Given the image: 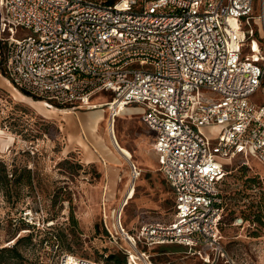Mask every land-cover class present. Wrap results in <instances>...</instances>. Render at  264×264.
I'll return each mask as SVG.
<instances>
[{
  "label": "built area",
  "instance_id": "2783aa9c",
  "mask_svg": "<svg viewBox=\"0 0 264 264\" xmlns=\"http://www.w3.org/2000/svg\"><path fill=\"white\" fill-rule=\"evenodd\" d=\"M254 19L264 41V0H0L3 72L14 88L50 108L104 107L113 141L119 113L139 106L155 135L172 217L129 235L120 224L122 198L115 226L128 240L126 264H151L137 246L199 248L206 264L225 257L222 163L250 156L264 166V102H251L264 52L260 63L243 55ZM18 29L30 33L16 38ZM200 91L210 95L201 99ZM98 95L106 102L92 103ZM204 127L221 128L215 143ZM129 167L135 182L139 171ZM60 264L100 263L63 255Z\"/></svg>",
  "mask_w": 264,
  "mask_h": 264
},
{
  "label": "rangeland",
  "instance_id": "374dc122",
  "mask_svg": "<svg viewBox=\"0 0 264 264\" xmlns=\"http://www.w3.org/2000/svg\"><path fill=\"white\" fill-rule=\"evenodd\" d=\"M257 23L254 19V36L243 55L260 63L264 41ZM28 33L18 29L16 38ZM7 36L4 31L0 39V161L7 171V184L0 189V264H60L63 255L100 264L126 262L128 242L115 226V211L127 185L135 187L128 191L122 209L120 224L125 233L136 236L146 222L166 223L173 212L172 191L157 171L151 136L139 116L142 109H124L114 125L118 144L133 156L138 179L130 181L129 164L119 158L123 165L115 164L118 176L111 184L103 161L85 164V151L76 141L88 143L86 134L75 127L72 114L86 117L92 111L69 109L71 115H62L53 109H63L50 108L8 84L2 60ZM199 95L203 99L210 94L200 91ZM105 98L98 95L92 103H104ZM251 102H264V78ZM102 109L98 134L113 151L105 133L106 109L96 110ZM220 130L204 127L201 133L215 143ZM139 138L144 140L142 155L136 143ZM222 164L228 166L220 182L225 212L220 242L225 257L213 264H264V166L250 156L246 161ZM240 220L242 224L236 225ZM137 249L149 256L151 264H206L199 248L174 244ZM109 256H114L111 262L106 261Z\"/></svg>",
  "mask_w": 264,
  "mask_h": 264
},
{
  "label": "crops",
  "instance_id": "0c3cea01",
  "mask_svg": "<svg viewBox=\"0 0 264 264\" xmlns=\"http://www.w3.org/2000/svg\"><path fill=\"white\" fill-rule=\"evenodd\" d=\"M6 79V78H5ZM6 81L8 82V84H10V82L6 79ZM11 85V84H10ZM136 108H141V107H139V106H129V107H127V108H125V109H128V111L130 110V109H136ZM142 109V108H141ZM54 111H57V113H61L62 115H71L72 114V112L70 111V110H65V109H63V110H58V109H56V108H54L53 109ZM98 112V110H94V111H92V112H90L86 117H82L81 115H78L77 113H73L72 114V120H73V122H74V124H75V127L78 129V130H81L82 132H84L85 134H86V136H87V141H88V143H86V146H85V144H84V142H82V140H80V139H78V138H76V141H77V143L78 144H80L81 146H82V148L84 149V151H85V153H84V162H85V164H100L102 161H103V163H104V168H105V173L107 174V176H109V178H110V180L112 181V182H110L111 184H113L114 183V179H116V176H118V169H117V167L115 166V164H117L116 162H114L113 160H110V158H112V157H114V155H112L111 153H108V155H106V156H103L102 155V153L99 151V149H98V147L96 146V144L94 143V140H92V138H91V136H90V134H89V132H88V129H87V126L88 127H91V130L93 129L92 128V125H94V123H95V116H96V113ZM123 112H124V109L119 113V116H118V118H121V116L123 115ZM54 113V112H53ZM142 115H143V110H142V112H141V114H139V116L141 117V120H142ZM132 117V116H131ZM85 118V119H84ZM59 119L60 120H62L63 121V123H65L66 124V120L65 119H63L62 117H59ZM94 120V121H93ZM103 120V119H102ZM100 120H98L97 121V125H96V129H95V131L97 132L98 130L97 129H99L97 126H98V122H99ZM143 123V122H142ZM143 126H144V124H143ZM145 127V126H144ZM146 128V127H145ZM146 130L150 133V136H151V151H152V153H153V155H154V157H155V161H156V166H157V171H158V173H160L159 172V170H158V159H157V156H156V154L154 153V151H153V144H154V138H155V135H154V133H152L151 131H149L147 128H146ZM95 132V133H96ZM103 138V137H102ZM84 140V139H83ZM136 143L138 144L137 145V147H138V150H139V153H140V155H142L143 154V143H144V140H142V139H138L137 141H136ZM92 147V148H90V146ZM89 146V147H88ZM86 149H85V148ZM95 147H97V149H98V151L101 153V155L99 154V152L96 150V148ZM125 150V149H124ZM93 151V152H92ZM97 152V153H96ZM125 152L129 155V157H131L132 159H133V156H132V154L129 152V151H127V150H125ZM117 158V157H116ZM114 159H115V157H114ZM118 160V162L120 163V160H119V158L117 159ZM106 163H108L110 166H108L107 167V165H106ZM112 165V166H111ZM162 176V175H161ZM163 179V178H162ZM165 182V181H164ZM173 195V194H172Z\"/></svg>",
  "mask_w": 264,
  "mask_h": 264
},
{
  "label": "bare ground",
  "instance_id": "6f19581e",
  "mask_svg": "<svg viewBox=\"0 0 264 264\" xmlns=\"http://www.w3.org/2000/svg\"><path fill=\"white\" fill-rule=\"evenodd\" d=\"M103 109L101 110V111H98L97 113H96V116H95V123H94V125H92V130H91V127H88L87 126V129H88V132H89V134H90V136H91V138H92V140H94V142L97 144V146H98V149H99V151H102L104 154H105V156L106 155H108V153H111L112 155H114V157H115V159H114V157H112V158H110V160H113L114 162H116L118 165H120V166H122L123 164H122V162L120 161V163L118 162V158H120V159H122L123 161H125V162H127L128 164L131 162V163H133L134 164V162H133V159L131 158V157H129V155L125 152V150L118 144V142H117V138H115V136H114V141L111 139V137H109L110 136V130H111V128H110V126H106V128H105V133H106V135H108V137H109V144L112 146V148H113V151H111L108 147H107V145H106V143H105V140H103V138H102V136L100 137L99 136V134H98V131L96 132L95 131V129H96V125H97V121L98 120H100V121H102V119H103ZM94 121V120H93ZM98 130V129H97ZM96 132V133H95ZM0 135H1V132H0ZM113 135H114V128H113ZM86 146V145H85ZM85 148V147H84ZM86 149V148H85ZM116 156H117V158H116ZM135 165V164H134ZM136 167V166H135ZM128 187H127V189H126V191H127V193H125V195H124V198H129V194H128V191H130V190H132V189H134V187H135V185L134 184H132V183H130V184H128L127 185ZM124 202H122L121 204H123ZM126 205V203H124V205L123 206H125ZM127 242H128V240L126 239V238H124ZM131 264H132V262H131Z\"/></svg>",
  "mask_w": 264,
  "mask_h": 264
},
{
  "label": "trees",
  "instance_id": "16d2710c",
  "mask_svg": "<svg viewBox=\"0 0 264 264\" xmlns=\"http://www.w3.org/2000/svg\"><path fill=\"white\" fill-rule=\"evenodd\" d=\"M7 184V171H6V166L4 165L3 162L0 161V189H2V187ZM30 179L28 178V182L27 185H30ZM29 240V237L28 239ZM19 241L16 242L15 246L17 245ZM15 246L12 248V250H15ZM5 251L3 252H9V250L3 249ZM114 258V256H109L108 259L106 260L107 262H111V260ZM114 262L116 264H126L125 260L123 261H118V260H114ZM109 264V263H106Z\"/></svg>",
  "mask_w": 264,
  "mask_h": 264
}]
</instances>
